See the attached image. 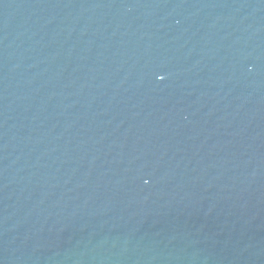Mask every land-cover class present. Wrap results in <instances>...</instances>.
<instances>
[{
	"label": "water",
	"instance_id": "obj_1",
	"mask_svg": "<svg viewBox=\"0 0 264 264\" xmlns=\"http://www.w3.org/2000/svg\"><path fill=\"white\" fill-rule=\"evenodd\" d=\"M0 264H264V0H0Z\"/></svg>",
	"mask_w": 264,
	"mask_h": 264
}]
</instances>
